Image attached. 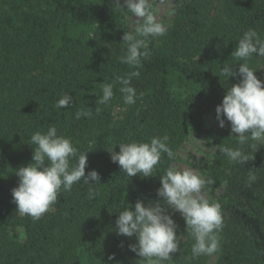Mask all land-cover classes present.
Masks as SVG:
<instances>
[{
	"label": "trees",
	"instance_id": "1",
	"mask_svg": "<svg viewBox=\"0 0 264 264\" xmlns=\"http://www.w3.org/2000/svg\"><path fill=\"white\" fill-rule=\"evenodd\" d=\"M174 9L167 33L150 40V57L132 69L119 59L126 50L122 37L132 30L126 6L118 9L114 0H0V264H145L129 247L136 236L117 235L116 220L137 200L159 199L160 177L193 133L215 147L204 167L206 180L214 181L207 188L221 190L212 200L224 217L215 264H264V145H239L227 121L223 129L208 127L227 89L240 82L239 75L220 73L225 65L238 73L241 62L231 53L243 32L254 29L264 38V0H178ZM254 55L247 63L264 81V57ZM135 70L134 105L124 104L119 84L110 102L98 103L102 83ZM66 92L72 103L57 109ZM80 110L91 116L77 119ZM51 126L79 152L89 150L85 175L97 170L101 182L91 185L98 193L92 199L89 184L74 183L34 221L16 212L14 172L32 162L31 135ZM165 135L176 158L162 154L154 176H127L107 150ZM222 145L240 148L249 161L230 162ZM249 173L256 176L250 184ZM172 215L186 229L181 214ZM185 234L168 264H207L208 255L193 257L195 241Z\"/></svg>",
	"mask_w": 264,
	"mask_h": 264
},
{
	"label": "clouds",
	"instance_id": "2",
	"mask_svg": "<svg viewBox=\"0 0 264 264\" xmlns=\"http://www.w3.org/2000/svg\"><path fill=\"white\" fill-rule=\"evenodd\" d=\"M118 9H125L137 18V25L126 31L122 37L126 50L119 57L120 62L132 69H138L143 59L151 55L149 42L151 39L164 36L168 26L157 19L150 0H114ZM175 9L169 15L175 14ZM264 57V38L254 29L245 30L238 40L231 56L241 62L238 73L233 66L225 65L221 75L227 78L239 75L240 82L233 84L216 108L217 120L221 128L226 121L231 125L232 135L235 134L239 145L249 140L258 141L264 145V81L257 77L256 70L249 67L247 61L254 54ZM138 70L117 76L113 83H102V95L97 100L104 105L114 96V84H119V92L125 105H134L139 98L132 79L139 77ZM142 95V94H141ZM73 101L67 92L55 103L57 109H65ZM99 111V109H97ZM90 117L91 112L80 110L76 118ZM168 137L153 136L148 142H121L119 151L107 149L113 163H118L129 177L141 175L154 176L153 172L160 163L162 154L170 160L176 158V153L167 144ZM34 146L32 162L15 169L19 179L17 187L12 189L16 212L21 216H30L39 220L57 201L61 191H71L74 183L83 179L89 184L88 198H94L98 193L91 185L101 182L97 170H91L85 175L87 152H79L72 140L57 134V128L51 126L47 132L36 131L30 137ZM220 152L230 162L245 164L249 155L240 148L221 146ZM47 161V163H45ZM161 186L157 189L159 199L145 204L137 200L134 208H126L119 212L116 220L117 235L136 236L137 243L129 245L145 264H164L173 258L179 248L177 225L173 213H180L186 223L187 234L195 241L192 245L193 257L211 255L219 248V232L224 226L221 204L210 201L203 195L207 184L212 179L205 180L190 168L179 169L169 166L161 177ZM256 180L249 173L248 183ZM171 210V211H169ZM114 255L109 256L113 260Z\"/></svg>",
	"mask_w": 264,
	"mask_h": 264
},
{
	"label": "rangeland",
	"instance_id": "3",
	"mask_svg": "<svg viewBox=\"0 0 264 264\" xmlns=\"http://www.w3.org/2000/svg\"><path fill=\"white\" fill-rule=\"evenodd\" d=\"M178 0H150V4L155 11L157 19L163 22L165 25L169 26L170 20L173 15H169V11L174 9ZM127 23L131 29H133L138 21L131 13H127ZM120 111L119 108L115 110L118 114ZM217 113L216 109L209 115L208 117V127H215L218 129H223L219 126L217 120ZM215 153V147L212 143L207 141L203 136L193 133L190 135L189 139L183 144V146L178 151V159L177 162L174 164V167L179 169L190 168L196 171L202 178L206 180V172L204 167L208 162H210L213 158ZM221 190L211 191L205 186L203 189V195L205 198L209 199L210 201L215 199V196L219 195ZM185 228L177 226V239L179 241V248L177 252L173 255L179 254L182 249V244L186 239ZM207 264H215L218 254L213 253L208 255ZM164 264H168V261L164 262Z\"/></svg>",
	"mask_w": 264,
	"mask_h": 264
}]
</instances>
